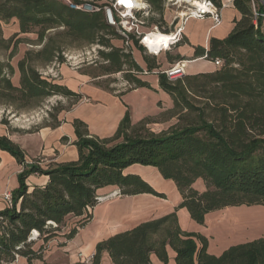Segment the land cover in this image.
<instances>
[{
	"label": "trees",
	"instance_id": "1",
	"mask_svg": "<svg viewBox=\"0 0 264 264\" xmlns=\"http://www.w3.org/2000/svg\"><path fill=\"white\" fill-rule=\"evenodd\" d=\"M69 1L93 4L88 0ZM143 1L149 10L146 26H157L163 32L171 30L163 19L166 0ZM209 1L220 8V0ZM261 1L233 0L239 17L233 19L228 34L211 37L207 48L194 47L193 57L220 60L215 70L170 80L155 55L146 53L137 39L133 42L145 52V67L135 61L130 47L113 43L121 37L106 22L101 8L71 9L65 0H0V51H9L5 60L0 58V102L31 107L42 98L60 95L76 104L84 97L81 92L41 75L33 62L50 63L58 59V52L79 42L98 46V59L88 76L121 75L128 88L117 95L137 87L150 88L141 75L156 70L158 85L171 97V111L176 113L175 124L153 133L147 126L149 117L132 123L126 111L114 134L104 138L91 135L87 124L74 118L71 124L76 135V159L49 162L45 167L38 157L27 159L17 143L1 134L0 150L9 153L21 170L16 175L17 186L11 190V206L0 210V264H13L17 258L32 264L42 258L50 242L65 244L90 221L93 207L108 187H117L121 195L150 193L164 197L138 175L125 172L134 164L153 166L163 178L171 179L181 201L168 214L98 241L91 262L76 264H100L103 252L112 264H152L151 253L165 264L167 246L175 252V264H264V235L231 244L214 255L207 251L206 236L182 230L176 218L179 207H185L194 221L203 224L210 211L229 206H264ZM11 19L17 21L16 34L35 33L34 42L41 44L39 50L27 51L18 60L17 85L11 81L14 69L9 62L16 45L12 44V36L5 38L2 32V23ZM53 36L67 41L55 45ZM184 41L181 36L165 51L171 65L185 60L178 53H169ZM94 84L115 92L98 82ZM60 122L57 119L48 126L55 128ZM33 174L46 176V181L29 184L27 179ZM197 179L203 181L204 190L193 188Z\"/></svg>",
	"mask_w": 264,
	"mask_h": 264
},
{
	"label": "crops",
	"instance_id": "2",
	"mask_svg": "<svg viewBox=\"0 0 264 264\" xmlns=\"http://www.w3.org/2000/svg\"><path fill=\"white\" fill-rule=\"evenodd\" d=\"M220 3L221 22L219 24L213 25L208 17H189L183 22L181 33L186 41L170 50L169 53H178L185 58L184 74L210 72L217 68L213 61L202 57H193V53L195 46L207 48L211 37L222 38L226 36L233 26V19L239 17L238 11L233 7V0H220ZM261 3L264 6V0ZM260 30L264 34L263 16ZM113 43L123 46L121 39H116ZM130 48L135 61L141 67H145L143 59L145 52L138 49L133 41ZM157 62L160 65L164 62L171 65L165 55L164 60H157ZM178 69H182V67H177L173 71H179ZM87 76L79 73L71 81H66L63 78L65 85L74 91L81 92L84 97L58 116L61 122L52 129L51 136L57 140L61 137L68 138V146L65 147V151L61 152L58 157L51 159L50 162L76 159L77 152L73 144L76 135L71 124L74 118L84 121L89 133L99 138L112 136L126 111H129L132 123L149 117L151 127L148 128L153 133L165 131L175 124L176 113L171 111L172 99L168 93L159 87L156 70L141 75V79L147 81L150 88L137 87L120 95H117L116 91L108 92L98 88L90 83L96 78ZM46 136L47 134L42 131L27 139L33 142L30 145L33 148L31 157L41 151L42 153L47 152L46 146H44V142L48 138ZM9 138L23 150L26 149L27 141L26 144H22L21 140L13 136H9ZM25 153L27 156L28 153ZM27 159H29L28 156ZM20 170L21 166L16 163L14 158L6 151L0 150V193L6 188L7 180L9 189L12 190L17 186L16 175ZM125 172L138 175L150 184L156 192L164 194V197L150 193L121 195L117 187H108L102 190L98 203L92 209L90 221L65 244L58 245L56 241L50 242L48 250L42 258L35 260L32 264H76L83 262V257L78 256L79 252L84 256L93 255L98 241L132 228L140 222L168 214L181 201V195L174 182L171 179L163 178L155 167L134 164L127 167ZM200 180L197 179L192 184L193 188L198 191L205 188L203 181ZM27 181L29 184H43L46 181V176L33 174L28 177ZM4 207L3 201L0 200V210ZM223 209L206 213L203 224L194 221L185 207L176 209V218L182 230L199 232L206 236L208 239L207 251L210 254L218 255L231 244L255 238V236L246 238V233L241 231L240 226L235 225V221H231L228 216L223 215ZM241 236L244 238L238 239ZM166 250L168 261L165 264H175L174 250L169 246L166 247ZM150 260L152 264H164L154 253L150 254ZM13 264L26 263L25 259L17 258ZM100 264H112L107 252L102 253Z\"/></svg>",
	"mask_w": 264,
	"mask_h": 264
},
{
	"label": "rangeland",
	"instance_id": "3",
	"mask_svg": "<svg viewBox=\"0 0 264 264\" xmlns=\"http://www.w3.org/2000/svg\"><path fill=\"white\" fill-rule=\"evenodd\" d=\"M88 1L101 6L110 2V0ZM166 1V7L163 11V19L168 24L176 11H185L186 8L184 6V0ZM144 31L156 32V30L152 27L145 28ZM157 31L162 33L159 29ZM2 32L3 37L5 38L12 36V44L16 45L15 52L9 58V62L14 69V73L10 77L11 81L13 84L17 85L19 82V72L17 69L18 60H20L27 51L33 53L39 50L41 44L34 42L36 39L35 33L16 34L18 32V26L15 19H11L8 23H2ZM53 38L54 42H56L55 45L64 44L65 41H67L64 37L53 36ZM169 47L170 46L156 54V60H164L165 51ZM97 48L98 46L94 44L90 45L87 43L75 42L63 49L62 52H58V59L55 58L50 63H44L42 60L34 61L33 64L41 75L50 76L60 83H63V78H65L66 81H71V79H74L75 76L77 77V74L80 73L88 75V73L93 70V62L98 59ZM8 53L9 51H0V58L5 60ZM60 59L62 60L61 62H59ZM160 66V69L163 71H167L171 68V65H168L165 62ZM176 71H173V73H176ZM94 82L100 83L102 87L107 86L109 88H113L116 92H121L128 88V86L121 80L120 74L101 76L92 80L90 83L94 84ZM72 106L71 99L60 95L42 98L31 107L17 108L14 105L0 102V135L4 134L8 137L13 136L16 139L21 140L22 144H26L27 141V145H25L26 149L24 151L28 153L27 156L30 158L33 150L30 145L33 144V142L32 140L27 139L36 133H40L42 131L45 132V134H47L46 138L48 137L46 142H44L47 152L42 153L41 151L36 153L34 156L38 157L41 161V165L45 167L51 159L58 157L61 152L65 151V147L68 146V138L65 139L61 137L58 140L53 138L51 136L53 128L48 125L55 124L60 113L67 111ZM147 126L149 128L151 127L150 124ZM6 190L11 191V189H9L8 180L6 182V188L0 193V200L2 193ZM223 215L228 216L229 220L235 221V225L238 224L241 231L246 233V238H250V236L257 237L264 235V206H229L223 209ZM70 221L73 220L69 218V222ZM241 238L244 237H238V239Z\"/></svg>",
	"mask_w": 264,
	"mask_h": 264
},
{
	"label": "built area",
	"instance_id": "4",
	"mask_svg": "<svg viewBox=\"0 0 264 264\" xmlns=\"http://www.w3.org/2000/svg\"><path fill=\"white\" fill-rule=\"evenodd\" d=\"M69 8L80 9L83 11H93L102 9L106 22L113 26L116 32L121 37L124 47H130L132 41L137 39L138 42L143 46L144 50L149 54L156 55L157 53L150 52L148 45L144 42V39L151 32H145V28H150L146 26V17L149 15L148 5L143 0H110L106 5H97L95 3H81L77 4L69 0H65ZM167 2V1H166ZM185 11L175 12L168 23L171 30L168 32H163L168 34L170 38V43L168 46L173 45L182 36V24L189 17L203 18L208 17L211 19L213 25H217L221 22L220 8L214 6L209 0H184ZM264 17V13L261 14ZM154 30L157 31V26H152ZM163 50V49H161ZM160 50V51H161ZM215 66L220 65V60H213ZM182 66V69H178L176 73L171 74L172 70ZM185 60L178 61L171 65V68L164 71L168 79L173 80L177 77L184 75ZM1 200L4 206H11L12 195L10 190H6L1 195ZM78 256L83 257L84 263H90L92 255L84 256L81 252Z\"/></svg>",
	"mask_w": 264,
	"mask_h": 264
},
{
	"label": "bare ground",
	"instance_id": "5",
	"mask_svg": "<svg viewBox=\"0 0 264 264\" xmlns=\"http://www.w3.org/2000/svg\"><path fill=\"white\" fill-rule=\"evenodd\" d=\"M170 36L161 32H151L144 39L150 52L159 53L161 49H166L170 43ZM182 67V66H181ZM173 73V70L170 72Z\"/></svg>",
	"mask_w": 264,
	"mask_h": 264
},
{
	"label": "water",
	"instance_id": "6",
	"mask_svg": "<svg viewBox=\"0 0 264 264\" xmlns=\"http://www.w3.org/2000/svg\"><path fill=\"white\" fill-rule=\"evenodd\" d=\"M36 234L35 233H33V236H35Z\"/></svg>",
	"mask_w": 264,
	"mask_h": 264
},
{
	"label": "snow or ice",
	"instance_id": "7",
	"mask_svg": "<svg viewBox=\"0 0 264 264\" xmlns=\"http://www.w3.org/2000/svg\"><path fill=\"white\" fill-rule=\"evenodd\" d=\"M121 2H124V0H121Z\"/></svg>",
	"mask_w": 264,
	"mask_h": 264
}]
</instances>
